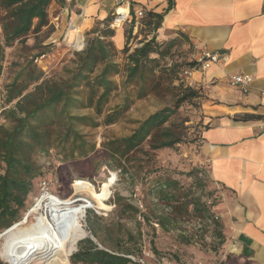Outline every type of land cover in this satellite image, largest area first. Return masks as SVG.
I'll return each mask as SVG.
<instances>
[{"label":"trees","instance_id":"trees-1","mask_svg":"<svg viewBox=\"0 0 264 264\" xmlns=\"http://www.w3.org/2000/svg\"><path fill=\"white\" fill-rule=\"evenodd\" d=\"M52 2L64 7L67 0H0V82L6 48L16 42L24 43L31 32L39 33L47 26ZM171 7L172 3L168 9ZM113 17L114 12L87 33L84 48L74 51L62 73L47 76L35 57L27 58L5 86L0 106V230L5 231L26 218L35 180L44 175L38 159L51 157L55 151L66 169L76 170L84 177L93 178L102 169L132 185L140 184L144 201L154 200L155 207L160 206L161 210L142 211L119 191L113 192L110 202L122 217L136 219L140 215L153 235H156L153 222L169 231L170 227L176 228L179 217L196 214L212 218L223 240L222 224L214 217L212 206L203 201L202 195L184 186L171 171L157 165L155 154L189 139L185 121L171 122V118L185 102L194 103L200 97L199 90L178 75L197 68L200 62L175 60L172 50L184 40L193 45L185 34L176 33L163 40L154 34L131 51V25L124 47L118 49L112 40ZM163 19L164 13L150 12L145 23L157 31ZM36 46L35 43L33 47ZM162 91L173 96L172 105L135 121L136 127L130 134L103 136L98 143L94 134L85 131L119 122L136 101ZM119 95L121 101L109 108L112 99ZM86 109L90 112L82 113ZM200 134L199 131L195 140H199ZM186 175L209 189L211 198H220V190L206 167L193 168ZM165 207L170 211L166 212ZM86 212L90 230L99 243L91 237L78 242L77 250L69 257L72 264H141L128 257L142 254L141 237L137 240L130 231L125 235L117 233L111 238L115 244L108 246L95 228L93 220L97 214L92 210ZM136 223L142 225L140 221ZM138 232V236L142 235L140 228ZM149 244L153 253H160L153 237Z\"/></svg>","mask_w":264,"mask_h":264},{"label":"crops","instance_id":"crops-1","mask_svg":"<svg viewBox=\"0 0 264 264\" xmlns=\"http://www.w3.org/2000/svg\"><path fill=\"white\" fill-rule=\"evenodd\" d=\"M127 1L133 10L143 9L144 16L115 29L112 40L118 49L133 25V48L154 34L163 40L181 33L198 54L221 55L204 73H191V80L206 87L208 127L200 134L197 165L208 169L220 189L212 210L222 224L226 250L238 264H264V0ZM114 8V0H67L61 13L51 15V24L61 32L72 24L85 35ZM150 12L164 13L157 31L145 23ZM233 74L251 75L253 82L244 91L229 83Z\"/></svg>","mask_w":264,"mask_h":264},{"label":"rangeland","instance_id":"rangeland-1","mask_svg":"<svg viewBox=\"0 0 264 264\" xmlns=\"http://www.w3.org/2000/svg\"><path fill=\"white\" fill-rule=\"evenodd\" d=\"M48 12L49 24L43 27L39 33L31 32L27 38L24 39V43L23 41L16 42L12 47L6 48L4 72L0 82L1 107L3 106L5 86L12 81L19 69V64H23L27 58L35 57L36 64L47 76H51L62 73L63 66L69 63V59L73 57V53L76 51L72 48V42L69 41L68 36L66 37V34H68L70 30L61 32L59 28L57 29L51 24V15L57 16L61 13V7L55 2H52ZM81 36L82 39L83 36L85 37L84 42H86L87 34H81ZM35 43L37 46L33 47ZM132 48L133 46L130 45L131 51L134 49ZM40 52L45 53L37 56ZM172 52L175 55L174 59L180 62L183 61L182 59L189 62L197 61L200 57L197 50L193 46H190L185 40L183 43L181 42L174 47ZM199 66L195 69L183 70L178 75L179 78H184L187 84L199 90L200 97L196 98L194 103L185 102L171 118V122L179 123L185 121L189 139L178 144L174 148L159 149L155 154L157 165L171 171L174 177L178 178L184 186L191 188L196 195H202L203 201L207 202L211 198L209 189L203 188V184L200 185V183L195 182L193 176L186 175L193 168L199 167L197 163L201 137L198 141L195 140V138H197V133L199 131L201 132L207 125L204 123L205 115L203 113V109L205 108L203 105L206 101V87L201 83L191 80V73L199 71ZM202 72L204 73L205 71L202 70ZM176 84H178L177 81ZM121 97L122 95L115 96L109 108L119 103ZM173 101V96L166 91L153 93L145 99L136 101L119 122L107 126L101 125L97 128H85V131L94 134L98 143L101 142L103 136L128 135L136 127L135 121L144 119L157 109L172 105ZM88 112H90L88 109L82 110V113ZM51 154V157L40 156L38 159L39 163L43 166L44 175L35 180L34 190L28 200V211L35 204L38 197H40L43 192H46L60 196L63 200H75V204L77 205L83 203L88 204L90 207H88L86 211L92 210L97 214V218L93 220L95 221V228L98 230V236L106 239L108 246H113L115 244L111 238H115L117 233L125 235L127 231H130L137 236V240H140L141 237L143 252L141 255L139 254L136 256L145 257L149 264L236 263V256L226 250V239L222 240L220 238L219 229H217L214 222L211 220L212 218H200L196 214H191L183 218L179 217L180 219L176 228L170 227L169 231H163L157 223L153 222V226L156 228V235H153L151 227L145 224L140 215H137L136 219L122 217L110 202L113 192L119 191L122 196L127 198L128 202L135 204L142 209V211H147L146 208H152L154 210L156 208L154 205L155 201L150 198H145L144 201V191L140 184L132 185L127 181L121 180L117 175L109 174L102 169H100L93 178L84 177L76 170L66 169L55 151ZM179 172H183V174ZM200 177L204 179L202 173ZM76 184L82 185L83 188L89 185L91 186V190L98 194L104 191L105 197L104 199L100 198L99 200H95L89 191L76 193ZM156 209L161 210L160 206ZM164 210L166 212L170 211L167 207H165ZM32 221H34V219H31V222ZM136 221L142 222V225L139 226ZM83 225L87 231L86 237H91L99 243V240L92 233V229L90 230L91 224L87 218V212L86 217L84 216L83 219ZM139 228L142 230V235L140 236H138ZM3 231L4 230H0V234ZM108 235H110V237H108ZM152 237L160 252L159 254L153 253L150 249L149 241ZM79 242H81V240ZM2 243L3 240L0 238V250ZM75 251H73V253ZM0 261L2 264H9L1 257ZM64 264L72 263L69 260Z\"/></svg>","mask_w":264,"mask_h":264},{"label":"bare ground","instance_id":"bare-ground-1","mask_svg":"<svg viewBox=\"0 0 264 264\" xmlns=\"http://www.w3.org/2000/svg\"><path fill=\"white\" fill-rule=\"evenodd\" d=\"M81 29L68 32L74 47L81 45ZM68 41V42H69ZM71 44V43H70ZM89 191L95 200L105 197L75 185L76 193ZM75 200H63L60 196L43 192L26 214V218L0 234L3 243L0 257L9 264H64L76 250L78 242L87 235L83 219L88 204H75ZM92 205V204H91ZM31 219L34 221L31 222Z\"/></svg>","mask_w":264,"mask_h":264},{"label":"built area","instance_id":"built-area-1","mask_svg":"<svg viewBox=\"0 0 264 264\" xmlns=\"http://www.w3.org/2000/svg\"><path fill=\"white\" fill-rule=\"evenodd\" d=\"M114 2H115V8L113 11L114 17L110 24V27L114 29L120 28L124 26L126 23H130L132 22V20H139L144 16L143 9L133 10L127 0H114ZM74 28L75 26H73L72 24L69 25V30ZM67 36L68 35L66 34V37ZM71 46L76 51L82 50L85 46L84 39H82L80 46L74 47L73 43ZM221 58L222 57L220 54L205 50L201 52L200 57L198 58L197 61L200 62V66H199L200 70L206 71L213 63L219 62ZM223 58L225 59V56H223ZM252 82H253V77L248 74H233L229 77V83L232 86L239 87L244 91H246L250 87ZM261 126L264 127V121L261 123ZM218 190L220 189L218 188ZM218 200H215L214 198H210L207 201V204L213 207ZM128 257L131 258L133 261H137L141 264H149V262L145 257H136L133 255H129Z\"/></svg>","mask_w":264,"mask_h":264},{"label":"water","instance_id":"water-1","mask_svg":"<svg viewBox=\"0 0 264 264\" xmlns=\"http://www.w3.org/2000/svg\"><path fill=\"white\" fill-rule=\"evenodd\" d=\"M244 254H245V255H248L245 251H244Z\"/></svg>","mask_w":264,"mask_h":264}]
</instances>
